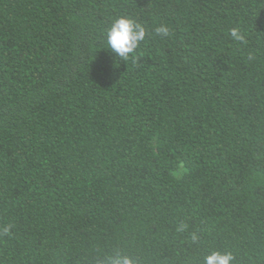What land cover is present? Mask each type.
<instances>
[{
	"label": "trees",
	"instance_id": "trees-1",
	"mask_svg": "<svg viewBox=\"0 0 264 264\" xmlns=\"http://www.w3.org/2000/svg\"><path fill=\"white\" fill-rule=\"evenodd\" d=\"M213 252L264 264V0H0V264Z\"/></svg>",
	"mask_w": 264,
	"mask_h": 264
},
{
	"label": "clouds",
	"instance_id": "clouds-1",
	"mask_svg": "<svg viewBox=\"0 0 264 264\" xmlns=\"http://www.w3.org/2000/svg\"><path fill=\"white\" fill-rule=\"evenodd\" d=\"M157 33L169 34L167 27L156 28ZM233 37L237 36L236 30L232 31ZM146 38V30L140 24L127 17L116 19L106 32V43L111 53L123 61H135L136 50ZM234 257L231 253L220 254L213 252L205 258V264H231ZM114 264H131L128 259H117Z\"/></svg>",
	"mask_w": 264,
	"mask_h": 264
},
{
	"label": "rangeland",
	"instance_id": "rangeland-1",
	"mask_svg": "<svg viewBox=\"0 0 264 264\" xmlns=\"http://www.w3.org/2000/svg\"><path fill=\"white\" fill-rule=\"evenodd\" d=\"M182 173V171L180 173H177V176H179Z\"/></svg>",
	"mask_w": 264,
	"mask_h": 264
}]
</instances>
